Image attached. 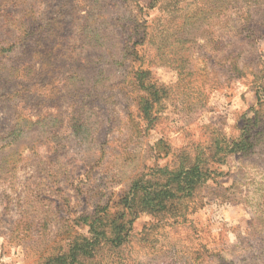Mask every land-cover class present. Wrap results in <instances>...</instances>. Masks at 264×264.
<instances>
[{
    "label": "rangeland",
    "instance_id": "1",
    "mask_svg": "<svg viewBox=\"0 0 264 264\" xmlns=\"http://www.w3.org/2000/svg\"><path fill=\"white\" fill-rule=\"evenodd\" d=\"M263 128L264 0H0V264H264ZM198 155L170 211L132 194Z\"/></svg>",
    "mask_w": 264,
    "mask_h": 264
},
{
    "label": "trees",
    "instance_id": "2",
    "mask_svg": "<svg viewBox=\"0 0 264 264\" xmlns=\"http://www.w3.org/2000/svg\"><path fill=\"white\" fill-rule=\"evenodd\" d=\"M139 2V0H137ZM152 4V3H151ZM103 7V6H102ZM108 13V12H107ZM109 14V13H108ZM106 18H108V16H106ZM107 20V19H105ZM140 19H138L137 17H132V22L133 24L137 27L138 29H135V31L133 32V34H135L137 32L139 40H141V45L142 43L145 42V39L147 37L152 36L151 32L149 31V29L151 28V23L154 22H146V21H141L140 23ZM139 26L143 29L141 32L139 31ZM42 26H40L41 28ZM97 30V28H96ZM93 31L95 32V27L93 26ZM98 33H100L98 31ZM24 34V35H23ZM29 33L27 32H23L22 33V37L27 36ZM103 34V33H102ZM104 35V34H103ZM138 40V42H139ZM245 42V39L243 40ZM134 43L132 46H124L123 47V51L126 50H132V54L129 55V57H133V55H137V58H143L144 56H146L147 54L145 53V51L142 49L141 51V55H139L135 49L138 51V49L135 47L136 44L139 43ZM23 44L22 41L20 42H16L14 43V48H18ZM100 46L102 45L101 42H99ZM238 63V62H237ZM237 63H232L233 65L232 70L236 69L238 66ZM144 62L142 61L138 67L136 71H135V76H141L143 77L146 72H148V68L143 66ZM135 83L138 89H144L147 92L150 90V88L152 86H145L143 84L142 88L140 87V84L143 83L142 79H137L135 77ZM157 95H158V91L156 90L154 92V96H155V100H157ZM140 112L142 113L144 118H148V120L151 119H155L156 116L153 115L152 110L154 108L153 103L150 102L147 98L140 104ZM264 130V128L262 129ZM263 132V131H262ZM249 137V136H248ZM248 137H241L238 141H229V152H232L234 150V148H238L237 151H241L242 148L244 147V145H248ZM251 147V145H250ZM201 155H198L195 158V164L191 165L190 167H184V169L180 170L177 173H170V177L169 179H166L165 185L164 184H160L161 187L160 188H156L154 190H151L149 188H147L145 185L140 186V182L141 181H137L134 184V188H132V194L135 195L138 192V189L140 187H142V190H144L145 194H144V202L146 204V207L148 209H151V212H161L162 210H166V211H170L172 208L169 207L167 208V202L169 199L173 198H179V197H183L184 195H188V197H190L193 193V190L196 188V186L202 182H204L207 179H210L211 175L214 173V170H210V168H204L201 165ZM165 168V167H164ZM164 177H166V174L164 175ZM147 186H149V184H147ZM115 240L112 241L113 244H118L119 245V241H120V237H119V233L116 234V238H114ZM118 239V240H117ZM88 245L89 243H79V241H76V244L73 245L70 248L69 253L67 254L68 256H64V255H60L55 257L54 259H52L54 262L59 263V264H80L79 261V257L78 254L79 252L84 255L87 256L86 254H88ZM88 250V251H87ZM69 258V260H67L66 258ZM79 261V262H78Z\"/></svg>",
    "mask_w": 264,
    "mask_h": 264
}]
</instances>
